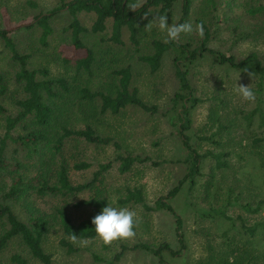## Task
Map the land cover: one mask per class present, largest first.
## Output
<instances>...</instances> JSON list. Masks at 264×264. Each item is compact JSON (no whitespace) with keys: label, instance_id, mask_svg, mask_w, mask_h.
I'll list each match as a JSON object with an SVG mask.
<instances>
[{"label":"rangeland","instance_id":"374dc122","mask_svg":"<svg viewBox=\"0 0 264 264\" xmlns=\"http://www.w3.org/2000/svg\"><path fill=\"white\" fill-rule=\"evenodd\" d=\"M143 1L145 0H139V3ZM218 1V21L212 18L209 7L203 4L202 0H193L186 22H191L195 26L196 18H200L202 22L204 20L208 32L205 39L206 46L220 49L237 59L249 52H255L264 61V12L249 14L246 9V5L253 4V2H260L264 5V0ZM225 1H230V6L225 5ZM59 2L60 0H0V28L6 23L13 26L21 21H29L35 14L44 13ZM133 3H137V0H128V8ZM180 3L181 0H175L171 11L167 14L150 11L149 14L140 18L135 25L139 54L151 52L150 40L152 38H165V33L156 26L155 18L159 15H167L169 24H175L180 16ZM220 9L224 11L223 17L219 15ZM93 17L91 12L77 14L79 22L86 27L90 25ZM69 20L70 16L66 10L60 9L48 21L51 31L46 37L45 45L37 40L38 29L28 32L20 30L12 34L19 46V51L28 55L27 67H43L47 70L49 77L64 79L68 92H77V89L81 87L89 91L112 92L117 84V77L113 71L128 66L130 70L129 87L135 88L140 99L148 105H153L156 111L151 114L137 107L126 106L116 114L109 112L101 114L98 111V99L95 98L90 103L83 101L78 104H75L77 102L75 99H71L74 105L71 104V109L65 118L67 125L82 128L84 124H89L97 133L111 137L118 147H114L111 143L107 145L87 143L76 138L65 139L58 154L52 148V143H48L44 148L41 145L40 153H27L20 143L10 138L5 139L4 160L11 165L20 164L18 172H22L24 176L29 174L38 155H41L45 161L53 160L56 165L64 161L72 184L89 181L98 164L110 162L109 169L102 174L101 182L94 192L82 191L64 200L46 196L38 197L34 194L33 197L31 196L30 203L17 199L6 202L23 221L26 219L27 205L47 214L52 213L55 206L61 205L71 220L77 222L83 218H93L100 211L85 206L75 207L72 204L81 199L104 194L107 196L108 205L118 208L127 207L137 212L135 237L131 240L115 241L109 246L104 245L98 237L77 239V243H72L70 238H66L74 249L67 252L58 243L62 233L55 225L48 230L42 244L44 251L51 254L53 263L161 264L150 252L140 249H126L116 261H111V258L121 244L129 247L142 242L154 247L160 242H166L172 249L177 247L173 217L167 210L160 208L147 211L137 203L119 204L116 202L118 198L123 197L126 188L136 187L140 189L144 203L153 206L154 201L164 196L186 172V165L182 162L186 151L178 138L175 111L171 108V99L177 90V80L174 77L170 57L165 56L159 69L154 74H150L146 65L135 59V53L128 42L127 31L124 27L121 29L120 44L108 39L111 19L107 18L103 31L86 32L80 35L81 41L92 51L93 55L89 71L86 72L82 68L75 67L74 58L71 57L67 62H63L62 59L69 57L72 53L69 30L66 28ZM150 23L152 27L148 28L147 25ZM232 28L243 32L244 38H236ZM180 38L190 41L191 45L203 39L195 32L191 35L181 34ZM210 63L209 59L200 60L190 70L195 95L201 100L190 112L191 128L188 132L197 150L211 147V145L197 141L196 137L211 132L219 115L229 114L232 117L230 110L233 105L237 108H251L254 105V101H243L235 91L237 84L247 83L245 77L233 72L232 69L210 65ZM17 67L18 64L10 59L8 49L0 41V76L3 85L0 91V107L4 109L0 112V137L4 132V117L13 116L16 113L15 101L24 95L21 84L14 78ZM37 78L42 77L38 75ZM53 90L65 92L57 86H54ZM60 100L55 99L58 102ZM64 117L65 110L61 109L59 120ZM28 122L29 120H24L14 126L9 132L10 136L23 135L27 131L23 126L31 127ZM61 122L57 121L60 124ZM241 124L243 126L242 121ZM255 128L256 123L253 122L249 127L253 130V132L250 130L252 134H255ZM263 154L262 151V157H264ZM124 155L147 156L150 161L134 163L127 171L120 173L117 170L119 162L116 156ZM257 160L254 150H247L241 158L231 156L227 159L228 168L225 169H214L211 161L205 160L195 177L194 187L189 190L187 184L184 183L180 191L169 199V204L181 218L182 236L186 249L179 256L164 255L167 263L208 264L210 262L214 264V257H222L225 250L223 245L226 242L225 233L238 246L237 241L240 240L239 234L242 232L237 216H246L243 219L246 224H250L253 219L262 220L260 217L246 215L238 207V201L235 200L236 194L242 200L254 196H249V193L250 191L253 193V189L258 186L260 192L262 189L264 191V165L260 167V160ZM79 161L88 163L89 167L84 170L72 169V163ZM152 161L159 162V164L152 165ZM10 174L8 167L0 168V195L7 190ZM229 189L232 194L228 192ZM214 193L216 194L213 195ZM261 197H264L263 193ZM210 207L221 209L230 216L233 228L229 226L230 220L207 211ZM262 215H264V209L260 213V216ZM81 240H88L89 243L87 246H81L79 244ZM250 240L257 244L258 250H264V235H261L260 230ZM14 253L24 257L27 264H40L28 255L16 239L9 241L0 250V264H14L9 259ZM250 253L253 254V252ZM93 255L100 260H96Z\"/></svg>","mask_w":264,"mask_h":264},{"label":"trees","instance_id":"16d2710c","mask_svg":"<svg viewBox=\"0 0 264 264\" xmlns=\"http://www.w3.org/2000/svg\"><path fill=\"white\" fill-rule=\"evenodd\" d=\"M127 1L60 0L56 6L44 13L35 14L29 21H21L13 26L6 23L0 28L1 44L8 49L10 59L18 64L14 78L16 82L21 84L24 94L22 98L15 101L16 113L13 116L6 115L4 117V132L0 137V168L8 167L11 171L7 190L0 195V250L9 241L16 239L24 247L28 255L40 264H54L51 254L45 252L42 246L45 236L51 227L55 225L59 227L62 237L59 238L58 243L67 252L74 250L66 240V238H70L72 233L77 235V239L96 238L94 225L91 223L92 218H83L74 222L61 205L55 206L50 214L34 210L27 205L26 219L23 221L12 211L6 201L17 199L24 203H30L31 196L33 197L34 194L38 197L46 196L64 200L82 191L94 192L101 182L102 174L110 167V162L98 164L89 181L72 184L64 161H60L56 165L53 160L45 161L41 155H38L37 160L32 164L29 174L24 176L22 172H18L21 167L20 164L11 165L4 160L5 139L10 138L12 141L20 143L27 153H40L41 145L44 148L48 143H52V148L58 154L65 139L76 138L87 143L98 145L111 143L114 147H118L111 137L97 133L89 124H84L82 128H73L67 125L65 118L68 116L67 113L71 109V104H73L71 99H75L77 101L75 104H78L83 101L90 103L96 98L99 101L98 111L101 114L105 112L116 114L126 106L137 107L151 114L156 111L153 105H148L140 99L135 88L129 87L130 70L128 66L113 71V74L117 77V84L112 92L89 91L85 87L78 88L77 92H68L64 79L49 77L47 70L43 67H27L28 55L19 51V46L14 41L15 37L12 34H16L20 30L28 32L38 29L37 40L40 44L45 45L46 37L51 31L48 21L60 9H65L70 16L66 28L69 30V40L72 46L71 55L67 58H62L63 62H67L72 57L75 59L76 68H82L88 72L93 61V55L92 51L81 41L80 35L86 32L97 33L103 31L105 20L110 18V34L108 37L110 41L120 44L121 29L124 27L127 31L128 42L135 53V59L145 64L150 74H154L159 69L164 57L168 56L171 60L174 77L177 80V90L171 99V108L175 111L178 138L186 151L182 159V162L186 165V172L164 196H160L154 201L153 206H148L144 203L142 193L136 187L126 188L123 197L116 200L119 204H140L147 211L160 208L167 210L173 217L177 247L172 249L166 242H160L154 247L142 242H137L129 247L121 244L118 251L112 255L111 261L118 260L126 249H140L150 252L159 263L169 264L165 261L164 255L179 256L186 249L182 236L181 218L169 204V199L180 191L184 183L187 184L186 186L189 190L194 187L196 184L195 177L200 171L202 162L205 160H210L214 169H225L228 168L227 159L231 156L234 155L241 158L247 150H254L258 160L261 162H259L260 167L264 165V157L261 156L262 151L264 152V61L255 52H249L244 57L237 59L231 54L222 52L220 49L206 46L207 27L204 20L202 22L200 18H196L195 23H203L204 35L203 39H200L194 45H191L190 41L181 40V38L170 43H165V38H152L150 40L151 52L139 54L137 50L136 23L142 16L149 14L150 11H155L158 14L169 13L175 0H145L141 3L142 7H137L135 11L129 10ZM192 3L193 0H181L180 16L176 23L186 22ZM202 3L209 7L212 18H216L218 21L217 5L219 1L202 0ZM224 4L230 6V1H225ZM246 9L249 14L263 13L264 5L260 2H253V4H247ZM222 11V9L219 10L220 17H223L224 11ZM80 12H91L94 15L88 27L79 22L77 14ZM231 30L236 38H244L245 34L243 32L237 31L236 28ZM204 59H209L210 65L232 69L233 72L245 77L247 79H245L247 81L246 84L255 91L256 98L251 108H237L233 105L230 110L232 117L229 114L225 116L223 114L219 115L211 132L196 137L197 141L204 142L209 146L211 145V147L197 150L188 132L191 128L190 112L201 100L195 95V88L190 79V70L198 61ZM245 69L247 71H244ZM249 72H251V77L248 75ZM38 75L42 78H37ZM54 86L65 92H55L53 90ZM2 89L3 85L0 76V91ZM55 99L61 100L58 102ZM61 109L65 110L64 120H59ZM3 110L0 107V112H3ZM24 120H29L28 123L31 127L28 128L25 125L23 127L27 131L23 135L11 137L10 130ZM57 121L62 122L60 124ZM253 122L256 123L255 134H252L253 130L249 129ZM116 159L119 162L117 170L120 173L127 171L134 163L150 161L147 156L140 157L135 155L116 156ZM151 164L158 165L159 162L152 161ZM88 167L89 164L83 161L73 162L71 165V168L75 170H84ZM253 190L254 192L250 191L249 196H254L249 199L242 200L236 194L235 200L238 201V207L246 215L260 217L262 220L253 219L250 224H246L243 221L246 216H237L242 232L239 234L238 246L225 233L224 240L226 242L223 243L225 250L222 257H214V264H264V250H258L257 244L252 243L250 240L251 237L258 233V230L261 231V235H264V215L260 216L262 209H264V197H261V193L264 194V191L262 189L260 192L259 186ZM228 192L232 194L230 189ZM72 205L75 207L85 206L101 211L105 205H108L107 196L104 194L94 195L90 198L78 200ZM207 211L230 220L231 224L229 226L233 228L232 218L221 209L210 207ZM250 252H253V254ZM94 258L100 260L96 256ZM9 259L14 264H27L26 259L18 253L10 255ZM208 264L211 263L208 262Z\"/></svg>","mask_w":264,"mask_h":264},{"label":"clouds","instance_id":"9594fccd","mask_svg":"<svg viewBox=\"0 0 264 264\" xmlns=\"http://www.w3.org/2000/svg\"><path fill=\"white\" fill-rule=\"evenodd\" d=\"M137 7H142L139 0H137V3L130 4L129 10L135 11ZM155 23L158 29L165 33V43L178 41L181 34L191 35L195 32L197 36L203 37L204 35L202 22L195 26L191 22L169 24L167 15H159L155 18ZM147 27L151 28L152 24H148ZM244 71H247V69ZM248 75L251 77V72ZM235 91L243 101L253 102L256 98L255 91L249 85L237 84ZM136 220L137 212L134 210L127 207L118 208L105 205L92 218L91 223L94 225L95 235L104 245L109 246L115 241L133 239L136 235L134 231ZM70 240L72 243H77V235L72 233ZM88 243V240L79 241L81 246H87Z\"/></svg>","mask_w":264,"mask_h":264}]
</instances>
